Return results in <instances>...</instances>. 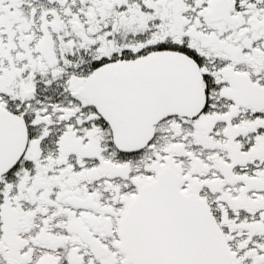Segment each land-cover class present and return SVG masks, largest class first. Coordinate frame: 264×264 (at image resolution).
I'll use <instances>...</instances> for the list:
<instances>
[{
  "label": "snow or ice",
  "instance_id": "obj_1",
  "mask_svg": "<svg viewBox=\"0 0 264 264\" xmlns=\"http://www.w3.org/2000/svg\"><path fill=\"white\" fill-rule=\"evenodd\" d=\"M0 264H264V0H0Z\"/></svg>",
  "mask_w": 264,
  "mask_h": 264
}]
</instances>
